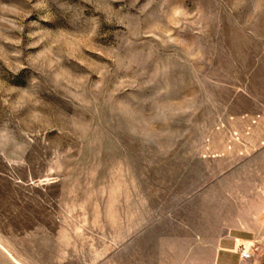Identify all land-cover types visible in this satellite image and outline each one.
Returning <instances> with one entry per match:
<instances>
[{
  "label": "rangeland",
  "instance_id": "374dc122",
  "mask_svg": "<svg viewBox=\"0 0 264 264\" xmlns=\"http://www.w3.org/2000/svg\"><path fill=\"white\" fill-rule=\"evenodd\" d=\"M263 160L264 0H0V264H187Z\"/></svg>",
  "mask_w": 264,
  "mask_h": 264
},
{
  "label": "crops",
  "instance_id": "0c3cea01",
  "mask_svg": "<svg viewBox=\"0 0 264 264\" xmlns=\"http://www.w3.org/2000/svg\"><path fill=\"white\" fill-rule=\"evenodd\" d=\"M233 170L200 194L202 230L186 228L177 241L192 250L187 264H195L194 250L204 254L207 264H254V250L250 260H240L235 251L240 243L264 251V160L244 162ZM199 231L202 237L195 235Z\"/></svg>",
  "mask_w": 264,
  "mask_h": 264
},
{
  "label": "built area",
  "instance_id": "2783aa9c",
  "mask_svg": "<svg viewBox=\"0 0 264 264\" xmlns=\"http://www.w3.org/2000/svg\"><path fill=\"white\" fill-rule=\"evenodd\" d=\"M254 250L253 244H243L237 245L235 251L238 254L241 261H248L252 258V251Z\"/></svg>",
  "mask_w": 264,
  "mask_h": 264
}]
</instances>
